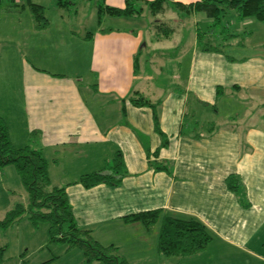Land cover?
<instances>
[{"label": "crops", "instance_id": "crops-1", "mask_svg": "<svg viewBox=\"0 0 264 264\" xmlns=\"http://www.w3.org/2000/svg\"><path fill=\"white\" fill-rule=\"evenodd\" d=\"M108 3L105 0L107 6H119ZM94 8L97 18L96 4ZM175 8L186 12L180 5ZM14 14L0 10V39L30 58L23 56L19 70L21 107L16 111L24 121L21 135L26 144L16 147L29 144L42 150L50 183L65 187L78 227L93 232L124 215L159 209L194 217L212 233L204 251L206 264H226L231 257L236 264H264V241L258 235L264 227V135L248 130L242 139L222 128L182 142L179 124L171 173L155 170L151 162L169 161L170 156L167 151L154 155L161 138L152 110L133 106L127 97L138 92L159 103L158 123L167 138L177 133V81L168 86L169 95L151 100L155 92L147 89L149 78L139 70L143 34L133 37L112 29L79 34L62 19L52 29L49 22L46 30L35 31L30 15L22 26ZM162 23L171 27L159 22L157 30ZM171 28L168 37L157 33V43L174 36ZM157 88L162 91V86ZM117 152L126 172L118 186L86 189L79 184L84 175L110 174ZM228 177H233L237 192L229 188Z\"/></svg>", "mask_w": 264, "mask_h": 264}, {"label": "rangeland", "instance_id": "rangeland-1", "mask_svg": "<svg viewBox=\"0 0 264 264\" xmlns=\"http://www.w3.org/2000/svg\"><path fill=\"white\" fill-rule=\"evenodd\" d=\"M144 1L135 2L137 9H143L139 15L104 17L100 24L97 22L94 0H75L73 6L66 8L55 7L53 0H15V3L24 5L23 9L16 8L12 0H0V10L17 13L15 17H20L22 26H25V18L30 15V2L44 7V16L52 23H49L50 29L56 26L54 22L62 19L65 26L79 34L88 31L101 33L110 29L133 37L143 34L144 39L139 45L142 49L139 70L140 75L146 74L149 78H146L149 83L147 89L150 87V92H155L151 100L156 101L161 94L163 97L169 95L168 86L171 87L174 79L177 81V133L169 134L167 146L159 150L160 156L165 151L170 156L169 161H161L167 166V173H171L175 161L173 155L177 153L179 124L182 125V142L189 137L206 136L212 129L222 128L238 133L242 139L248 130L264 135L263 23L255 18H240L235 10H228L220 23L213 27L203 13H181L177 12L174 4L171 5L189 0H168L172 10L167 15H152ZM103 2L105 4V0ZM108 2L119 5L116 6L119 8L125 7V0ZM159 22H168L174 28L171 41L157 43L155 40ZM21 54L17 45L0 39V114L15 146L26 144L21 135L24 121L16 111L21 107L19 70L23 56L27 60L30 58ZM157 85L162 86L161 92L157 91ZM85 88L83 92L86 97ZM157 111L159 117V109ZM33 136L31 133L27 137L30 140ZM144 142H149L146 135ZM150 158L154 160L153 155ZM0 173L2 220L16 204L26 206L28 196L14 165L0 167ZM27 216L24 214L18 222L4 230L0 245H6L7 249L0 264H104L101 261L85 263L79 248H68L62 242L50 243L49 225L41 222L35 227ZM159 226L156 223L148 232L141 224L112 220L95 227L92 236L103 246L117 247V253L129 264L207 263L205 250L191 258L160 255L157 251ZM263 229L258 235L264 241ZM236 259L241 263L242 259ZM225 261L226 264H236L233 257Z\"/></svg>", "mask_w": 264, "mask_h": 264}, {"label": "trees", "instance_id": "trees-1", "mask_svg": "<svg viewBox=\"0 0 264 264\" xmlns=\"http://www.w3.org/2000/svg\"><path fill=\"white\" fill-rule=\"evenodd\" d=\"M55 7L66 8L74 5L75 0H53ZM93 1V0H79ZM104 0H94L97 10V22L101 23L104 17H129L139 15L143 9L136 8L137 0H125V7L107 6ZM20 9L24 8L21 3H14ZM152 15L164 13L169 7L168 0L144 1ZM176 3V2H175ZM175 3V7L186 12L194 11L203 13L211 20V25L216 27L222 16L228 10H235L240 18H255L264 25V0H197L194 3L183 5ZM20 5V6H18ZM31 23L35 31H44L49 28V21L44 16V7L28 2ZM10 12V11H8ZM159 31L168 37L172 28L162 23L158 25ZM105 30L102 32H110ZM264 47V42H263ZM136 68V67H135ZM135 107H148L153 112L155 131L161 137V146L166 147L168 140L161 131L158 123L159 103H153L138 92H131L127 97ZM159 149L154 152L157 157ZM14 165L20 181L28 195V203L16 204L8 211L5 217L0 220V242L4 230L18 222L24 214L35 227L45 222L49 225L48 233L51 242L66 243L68 248H79L82 251L85 263L101 261L104 264H129L123 256H120L117 247L113 245L103 246L92 236L89 229L78 227L72 207L70 205L64 186H52L48 174V162L40 148H34L27 144L23 147H16L10 139L8 126L0 115V167ZM150 166L155 170H167L162 162H151ZM110 174L92 173L80 178L79 184L86 189L93 188L99 184H107L116 187L126 175L122 154L117 152L110 161ZM229 188L237 192L234 186L233 177L226 179ZM125 224H141L148 232L156 223H159L157 239V251L164 257L185 258L204 251L212 241V234L196 218L184 215L170 214L163 210H149L121 217ZM6 245H0V263L3 261ZM48 264V262L44 263Z\"/></svg>", "mask_w": 264, "mask_h": 264}]
</instances>
